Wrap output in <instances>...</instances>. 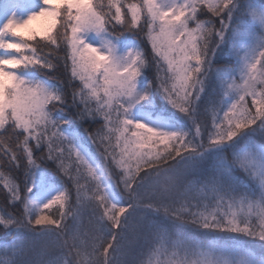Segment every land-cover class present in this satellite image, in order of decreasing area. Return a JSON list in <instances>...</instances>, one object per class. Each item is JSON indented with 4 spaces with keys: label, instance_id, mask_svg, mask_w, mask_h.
<instances>
[{
    "label": "snow or ice",
    "instance_id": "snow-or-ice-1",
    "mask_svg": "<svg viewBox=\"0 0 264 264\" xmlns=\"http://www.w3.org/2000/svg\"><path fill=\"white\" fill-rule=\"evenodd\" d=\"M0 195V264H264V0H5Z\"/></svg>",
    "mask_w": 264,
    "mask_h": 264
},
{
    "label": "rangeland",
    "instance_id": "rangeland-1",
    "mask_svg": "<svg viewBox=\"0 0 264 264\" xmlns=\"http://www.w3.org/2000/svg\"><path fill=\"white\" fill-rule=\"evenodd\" d=\"M4 2H5V0H4ZM29 2H30V0H22L21 3L27 4ZM49 23H50L49 19H47L45 17H36L34 20L30 21L26 27L19 28V29H17V31L21 32L25 36L30 34V32L32 30H35L36 32H38L40 34H43L46 31V29L48 28Z\"/></svg>",
    "mask_w": 264,
    "mask_h": 264
},
{
    "label": "trees",
    "instance_id": "trees-1",
    "mask_svg": "<svg viewBox=\"0 0 264 264\" xmlns=\"http://www.w3.org/2000/svg\"><path fill=\"white\" fill-rule=\"evenodd\" d=\"M4 2V0H0V4H2ZM20 2H22V0H20ZM128 2H134V0H128ZM204 18V17H201ZM125 36H130V33L125 32L124 33ZM43 43V42H42ZM145 47L148 53H151V45L147 43V41L145 40ZM45 52H47V49L44 50ZM62 67V66H61ZM152 75H154V72L152 73ZM77 84L79 83V81L76 82ZM156 101L158 104H163V101H161L160 97L157 96L156 97ZM249 104H250V99H249ZM209 125H211V119L209 118ZM87 125H85L86 127ZM83 129H81L82 131ZM113 143H115V140H113ZM52 167H55V165H52ZM6 171V170H5ZM81 183H83V181H81ZM71 184V182H69V185ZM3 196L0 195V201H2ZM57 205H53L52 208L49 211H56L57 210ZM56 215L58 216L59 213L58 211H56ZM4 239H6L5 237H3L2 235H0V241H3ZM7 239H11V237H8Z\"/></svg>",
    "mask_w": 264,
    "mask_h": 264
}]
</instances>
